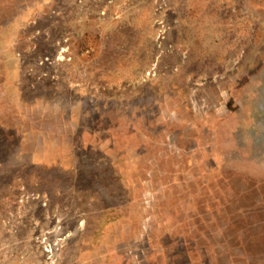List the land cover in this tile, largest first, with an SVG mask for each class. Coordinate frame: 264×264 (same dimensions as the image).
I'll list each match as a JSON object with an SVG mask.
<instances>
[{
  "label": "rangeland",
  "instance_id": "obj_1",
  "mask_svg": "<svg viewBox=\"0 0 264 264\" xmlns=\"http://www.w3.org/2000/svg\"><path fill=\"white\" fill-rule=\"evenodd\" d=\"M0 264H264V0H0Z\"/></svg>",
  "mask_w": 264,
  "mask_h": 264
}]
</instances>
